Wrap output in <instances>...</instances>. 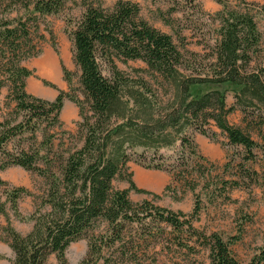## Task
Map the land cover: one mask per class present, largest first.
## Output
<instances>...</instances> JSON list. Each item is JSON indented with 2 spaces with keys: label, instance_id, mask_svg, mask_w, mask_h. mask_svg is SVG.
Listing matches in <instances>:
<instances>
[{
  "label": "trees",
  "instance_id": "16d2710c",
  "mask_svg": "<svg viewBox=\"0 0 264 264\" xmlns=\"http://www.w3.org/2000/svg\"><path fill=\"white\" fill-rule=\"evenodd\" d=\"M21 1L26 11L33 7L31 16L26 20L0 19V91L6 83L11 84L8 97L16 103V116L22 117L14 122L0 121V172L16 165L52 181L45 199L50 209L27 218L34 225L26 235L12 227L7 203L16 217L25 219L17 205L21 194H29L28 189L13 187L0 203V214L6 218V225L0 228V240L14 251L11 264H46L52 253L59 264H68L69 244L95 228L100 220L107 223V231L89 240L88 252L79 264H137L139 252L129 249L135 246L132 230L140 229L144 241L156 238L157 228L161 235L166 232L160 225L150 228L148 220L168 225L179 233L189 231L194 246L185 243L186 247L193 251L197 247L208 249L210 264H242L230 248L237 236L226 241L219 233L207 234L193 226L192 220L201 210L199 200L190 218L188 214L154 205L150 200L135 204L129 197L130 191L158 195L136 185L128 163L135 154L148 168L170 171L175 179L178 165L162 163V155L156 159L155 154H162L158 153L159 149L177 143L182 151L189 147L195 154L197 144L187 129L213 137L216 132L211 130L212 125L226 135L228 143L245 149L246 160L255 158L253 149L264 147V67H251L261 48V32L254 15L247 10L229 8L226 0H218L224 6L216 15L218 37L203 65L201 61L189 60L170 34L142 18L138 3L117 0L112 8L87 5L72 31L74 60L80 69L84 100L77 101L63 90H59L54 100H46L26 91L25 79L33 71L21 65V61L38 53L30 49L33 39L29 24H38L35 14H57L64 7V0ZM117 60H140L145 67L134 69L135 75L129 76L118 68ZM102 64L108 67L109 76L103 74ZM61 67L65 81L70 83L71 72L64 65ZM228 84L237 88L232 91L236 105L244 112V121H260L256 132L261 142L229 122L228 115L236 110V105H227V89L222 87ZM65 99L80 106L82 144L67 157H59L58 168L54 170L52 161L39 153L21 150L12 154L6 148L9 140L32 122L35 124L32 134L37 122L52 118L51 124H61ZM138 147L154 149L157 153L146 160L144 152L135 151ZM39 158L46 160V167L37 164ZM178 159L188 164L182 153ZM185 172L188 170L179 172L182 173L179 181L188 186L190 173L186 177ZM126 178L129 184L126 189L114 186L116 179ZM0 186H8L1 176ZM195 187L193 183L189 189ZM1 258L4 256L0 254ZM247 264H264V246Z\"/></svg>",
  "mask_w": 264,
  "mask_h": 264
},
{
  "label": "rangeland",
  "instance_id": "374dc122",
  "mask_svg": "<svg viewBox=\"0 0 264 264\" xmlns=\"http://www.w3.org/2000/svg\"><path fill=\"white\" fill-rule=\"evenodd\" d=\"M11 1L0 0V19L26 20L32 15V6L29 11H26L21 0ZM131 1L140 6L142 18L161 32L168 33L173 37L175 43L189 60L201 61L205 65L218 37L219 21L216 15L224 9L222 3L218 0ZM226 1L229 8L247 10L254 15L261 32V48L260 52L253 57L251 67L252 69L264 67V0ZM116 2L117 0H64L63 9L57 14L41 16L35 14L38 24H29L33 39L32 48L26 47L25 50L30 48L31 52L38 53L21 61V65L33 71V74L25 79L26 91L29 94L46 100H54L59 90H63L77 101L84 100L79 81L80 69L74 60L72 31L75 29L74 25L85 13L87 5L112 8ZM43 60H50L56 64V71L53 74L43 73L40 65ZM62 65L71 72L70 83L65 81ZM116 65L129 76L135 75L134 69L145 67V64L140 60L126 62L117 60ZM102 71L104 75H110L105 64H102ZM45 82L52 83L55 87ZM10 86V83H6L0 91V121L8 119L14 122L22 118L16 116L18 113L15 109L16 103L8 97ZM222 88L227 89V105H236V98L232 91L236 87L228 84ZM197 90L198 88L195 89V91ZM243 114L244 112L236 105V110L228 115V120L231 124L249 132L257 142H261L262 140L256 132L260 121L256 120L255 123H251L249 120L246 122ZM60 121L61 124H51L53 119L49 118L47 121L37 122L38 127L34 134H32V125L35 124L32 122L20 134L9 140L6 148L12 154H18L21 150L39 153L40 156L47 157V161H52L51 167L55 170L59 165V157H67L70 151L82 144L79 131V122L81 121L79 104L65 99L60 113ZM211 130L216 132L213 137L205 136L193 128L187 129V134L197 144L195 154L189 147H185V150L182 151L179 143L173 147L161 148L158 153L162 154H155L156 159L162 155L160 158L162 163L178 165L177 178L175 179L172 172L153 167L148 168L133 154L128 163V171L133 173V180L138 187L155 193L158 197L135 191H130L129 197L135 204L150 200L154 205L170 209L175 213L188 214V218L193 212L196 201L199 200L201 210L198 216L193 218V226L207 234L219 233L226 241L237 236L238 240L231 244L230 248L242 264H247L259 248L264 246V147H255L253 149L255 158L246 160L243 156L246 151L242 146L228 143L226 135L216 126L212 125ZM135 151L144 152L146 160L152 159L153 154L157 153L154 149L145 150L140 147ZM181 153L185 158V163H188L187 165L184 164L183 159H178ZM46 160L39 158L37 164L46 167ZM184 169L188 170L185 172L186 177L190 173V180H187L190 181L188 186L187 183L179 181V176L182 174L179 172ZM1 172L8 178L24 182L25 185L20 187L29 191V194H21L22 196L18 198V210L22 197L32 200V212L29 215L20 213L25 217L21 221L34 214L37 216L40 213H45L50 209V205L45 202V199L51 187L52 178L46 179L36 172L27 170L13 172L10 167ZM200 172H204L205 175L201 176ZM5 181L8 186H0V203L6 200L7 192L11 191L13 187H18L10 180ZM193 183L196 185L195 190L189 189ZM114 186L118 189H126L129 186L127 178L116 179ZM22 202H25V205L28 204L26 201ZM8 208L10 209L9 203H7V210ZM31 221L33 222V220ZM152 222L151 220L147 221L150 228L153 226L157 228L160 225L165 228L166 232L161 235V230L157 228L156 238L144 241L141 239L140 229L136 227L132 230L135 246H129V249L135 248L139 252L137 264H210L208 249L197 247L193 251L186 247L185 243L194 246V238L190 239L189 231L179 233L168 225ZM107 228L108 225L105 221H97L95 228L90 229L82 238L69 244L66 251L68 264H79L88 252L89 240L94 235L105 233ZM51 255L54 253L48 256L46 264H59L56 255L50 261Z\"/></svg>",
  "mask_w": 264,
  "mask_h": 264
},
{
  "label": "crops",
  "instance_id": "0c3cea01",
  "mask_svg": "<svg viewBox=\"0 0 264 264\" xmlns=\"http://www.w3.org/2000/svg\"><path fill=\"white\" fill-rule=\"evenodd\" d=\"M66 107V105H65ZM11 171L13 172H24L26 171L20 166H10ZM0 176L2 179L5 180H10L14 185L16 186H24L25 183L16 179L8 178L5 175H3V172H0ZM26 201L28 202V206L25 205L26 203L22 202ZM8 214L10 216V223L12 227H14L18 233H21L23 235H26V233H29L34 225V222L31 220H24L21 221L19 218H17L14 214L13 211L8 208ZM19 211L23 215H29L30 212H32V200L31 199H25V197H22L20 199V204H19ZM6 218L3 215H0V228L4 225H6ZM0 254L4 256V258L0 259V264H11V260L14 259V251L11 249V247L4 241L0 240ZM54 255L50 256V261L53 259Z\"/></svg>",
  "mask_w": 264,
  "mask_h": 264
},
{
  "label": "bare ground",
  "instance_id": "6f19581e",
  "mask_svg": "<svg viewBox=\"0 0 264 264\" xmlns=\"http://www.w3.org/2000/svg\"><path fill=\"white\" fill-rule=\"evenodd\" d=\"M40 65L46 75H51L56 71V64L53 61L43 60Z\"/></svg>",
  "mask_w": 264,
  "mask_h": 264
}]
</instances>
